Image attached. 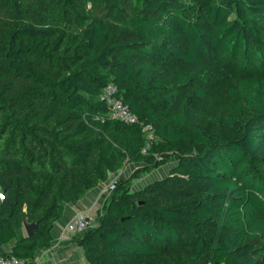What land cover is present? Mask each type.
Segmentation results:
<instances>
[{"label":"trees","instance_id":"16d2710c","mask_svg":"<svg viewBox=\"0 0 264 264\" xmlns=\"http://www.w3.org/2000/svg\"><path fill=\"white\" fill-rule=\"evenodd\" d=\"M263 30L264 0H0V252L33 262L66 203L134 162L73 236L86 264H264V75L229 86L209 127L164 75L202 76ZM109 83L139 123L109 115Z\"/></svg>","mask_w":264,"mask_h":264},{"label":"rangeland","instance_id":"374dc122","mask_svg":"<svg viewBox=\"0 0 264 264\" xmlns=\"http://www.w3.org/2000/svg\"><path fill=\"white\" fill-rule=\"evenodd\" d=\"M262 37L264 38V30L262 31ZM224 57L223 59L221 58L222 60L217 64L216 68L209 70L202 76L190 73L178 63H167L164 66V75L179 87L180 99H188L204 109L206 113V126L208 127L211 124L210 117L219 115L224 109L228 97L227 88L229 86H236L241 76L251 73H261L264 75V46L251 47L235 57H226V55ZM184 75H188L187 79L183 78ZM249 111L251 110L248 107L246 112L249 113ZM169 160L172 162L173 158L170 157ZM133 168V166L128 167L129 173ZM152 170L153 173L150 175L149 173H142L136 186L150 181L149 179L165 175L168 166L153 168ZM135 181L133 180V184ZM101 206L102 203L92 208L97 220V213ZM231 233V228L219 230V234L222 236H229ZM73 235L71 234L72 238Z\"/></svg>","mask_w":264,"mask_h":264},{"label":"crops","instance_id":"0c3cea01","mask_svg":"<svg viewBox=\"0 0 264 264\" xmlns=\"http://www.w3.org/2000/svg\"><path fill=\"white\" fill-rule=\"evenodd\" d=\"M171 164L173 162H170ZM140 163H128L123 169L113 173L109 180L116 177L117 175L126 177L130 173H132L137 167H139ZM134 167L133 170L129 173L128 167ZM153 170L150 169L148 172L152 174ZM118 173V174H117ZM139 179V178H138ZM137 178L133 179L136 180L134 184H132L133 189H138L144 186L147 182L141 183L139 186V180ZM155 179V178H154ZM154 179H149L150 181ZM108 180V181H109ZM102 182L98 186L91 188L87 191L85 196L81 198L77 203H66L64 208L63 216L55 222L53 227V236L54 239L49 247L41 248L37 254L33 262L29 264H86L87 260L84 254V250L77 245V243L73 240L71 233L64 230V226L66 225L67 221L72 218V216L78 211H92V208L96 205H100L103 203L104 196L105 198L109 194H103L102 189L108 183ZM148 181V182H150ZM102 201V202H101ZM74 236V235H73Z\"/></svg>","mask_w":264,"mask_h":264},{"label":"built area","instance_id":"2783aa9c","mask_svg":"<svg viewBox=\"0 0 264 264\" xmlns=\"http://www.w3.org/2000/svg\"><path fill=\"white\" fill-rule=\"evenodd\" d=\"M99 99L103 101L108 107V113L113 118H117L126 123H139V116L133 112L129 105L124 101L119 93V88L115 83H109L104 86L100 92ZM144 136L146 138V145L143 151H146L152 142L157 141L155 129L151 124L143 126ZM121 176L117 175L112 178L102 189L103 194H109L116 187V181ZM4 192L0 188V200L4 199ZM97 222V217L93 211H78L71 219H69L64 226V230L71 234H83ZM0 264H27L25 259L16 255H8L0 252Z\"/></svg>","mask_w":264,"mask_h":264},{"label":"water","instance_id":"95a60500","mask_svg":"<svg viewBox=\"0 0 264 264\" xmlns=\"http://www.w3.org/2000/svg\"><path fill=\"white\" fill-rule=\"evenodd\" d=\"M23 228L27 236H32L39 228V221H28L23 222Z\"/></svg>","mask_w":264,"mask_h":264},{"label":"clouds","instance_id":"9594fccd","mask_svg":"<svg viewBox=\"0 0 264 264\" xmlns=\"http://www.w3.org/2000/svg\"><path fill=\"white\" fill-rule=\"evenodd\" d=\"M117 174H118V173H117ZM121 177H122V176H121ZM157 178H158V177H157ZM109 181H110V180H109ZM109 181H108V182H109ZM147 183H148V182H147ZM104 197H105V196H104ZM104 200H105V199H104ZM104 200H103V202H104ZM74 235H79V234H74Z\"/></svg>","mask_w":264,"mask_h":264}]
</instances>
